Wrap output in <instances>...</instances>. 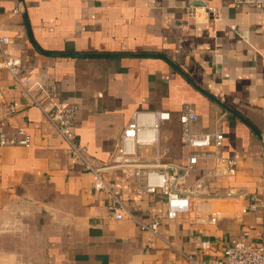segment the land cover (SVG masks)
Masks as SVG:
<instances>
[{
    "label": "crops",
    "instance_id": "1",
    "mask_svg": "<svg viewBox=\"0 0 264 264\" xmlns=\"http://www.w3.org/2000/svg\"><path fill=\"white\" fill-rule=\"evenodd\" d=\"M205 5L218 17L188 18V7ZM0 33L14 40L6 52L22 59L21 76L58 85L60 101L77 105V143L93 163L112 158L136 112L158 110L173 116L161 137L166 161L187 163L177 119L191 104L195 130L221 131L224 156L238 159L236 175L213 178L209 191L246 193L213 200L214 222L196 211L170 220L161 193L137 197L124 177L105 175L134 216L114 219L110 195L95 190L93 174L3 69L0 107L17 109L9 130L32 142L0 147V264H213L244 231L264 241V9L233 0H0ZM214 166L200 160L189 183ZM155 220L158 236L140 225Z\"/></svg>",
    "mask_w": 264,
    "mask_h": 264
},
{
    "label": "built area",
    "instance_id": "2",
    "mask_svg": "<svg viewBox=\"0 0 264 264\" xmlns=\"http://www.w3.org/2000/svg\"><path fill=\"white\" fill-rule=\"evenodd\" d=\"M233 4L236 7L264 9V0H233ZM199 13H206L213 18L219 15L218 9L212 6L187 8L189 19H194ZM13 43L12 37L0 33V70L11 72L15 85L21 88L29 105L45 114L72 156L93 174L95 190L110 195L113 203L109 209L114 219L123 220L125 217L134 216L122 203L121 196L105 181V175L124 177L137 197L156 196L161 193L164 197L165 215L170 220L196 211L208 213L214 222L220 211L214 207L213 200H240L246 196L245 191L236 189H228L222 195L209 191L213 178L236 175L238 159L224 156V134L221 131L201 133L195 130L199 116L191 104L184 105L177 119L181 129V143L192 151L187 163L166 161V154L161 149L162 129L172 121L173 116L170 112L161 110L136 112L122 130L112 158L105 163H93L86 157L87 148L77 143V105H65L60 101L61 92L58 85L48 88L29 77L21 76L22 59L11 57L6 52ZM16 112L14 105L3 104L0 107V147L31 145L32 137L27 131L21 128L9 130V120ZM153 149H156L154 153ZM203 159L214 161V168L195 182L189 183L190 175ZM252 208L255 209L256 206ZM140 225L143 230L158 236L161 221L155 220L151 225ZM202 245L206 250L210 243L204 241ZM191 261L193 262L192 259ZM213 264H264V241L254 238L250 231H244L227 248L224 257L215 260Z\"/></svg>",
    "mask_w": 264,
    "mask_h": 264
},
{
    "label": "rangeland",
    "instance_id": "3",
    "mask_svg": "<svg viewBox=\"0 0 264 264\" xmlns=\"http://www.w3.org/2000/svg\"><path fill=\"white\" fill-rule=\"evenodd\" d=\"M164 128H165V127H163V129H162V138H163V134L165 133V132H164Z\"/></svg>",
    "mask_w": 264,
    "mask_h": 264
}]
</instances>
